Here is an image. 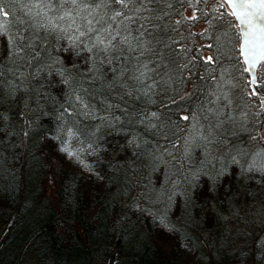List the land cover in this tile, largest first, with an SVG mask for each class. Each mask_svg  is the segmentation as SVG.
<instances>
[{
  "label": "trees",
  "instance_id": "1",
  "mask_svg": "<svg viewBox=\"0 0 264 264\" xmlns=\"http://www.w3.org/2000/svg\"><path fill=\"white\" fill-rule=\"evenodd\" d=\"M0 6V264H264V62L254 95L223 0L96 9L111 62Z\"/></svg>",
  "mask_w": 264,
  "mask_h": 264
},
{
  "label": "snow or ice",
  "instance_id": "2",
  "mask_svg": "<svg viewBox=\"0 0 264 264\" xmlns=\"http://www.w3.org/2000/svg\"><path fill=\"white\" fill-rule=\"evenodd\" d=\"M150 2L151 0H41V3L48 8L52 9L54 7L57 15L52 18L44 13L40 26L46 27L50 31L58 29L59 32L68 35L70 46L77 48L83 43V47L89 53H93V50H95L96 57L103 53L111 62V53L116 47L114 41L119 37L121 43L129 44V47H132L130 39L128 36L121 37L119 28L113 30L110 23L97 27L101 24L104 16L96 19L92 16V13L96 9L113 6L111 14L105 13V15H108V19L112 21L122 17L120 23L125 24V22L134 20L136 14ZM228 2L234 10L241 9L239 18L241 23L246 24L249 29L245 36L247 37L249 34L256 35L257 25L254 24V18L264 20V0H228ZM66 4L71 5V7L65 8ZM115 5H119V7H114ZM0 14L7 15L2 6H0ZM65 20L68 21L66 25L56 23V21ZM78 20L82 23H78ZM125 26L127 25L125 24ZM82 37H88L87 42H83ZM256 38L259 40L260 36L257 35ZM245 42L248 43L247 40ZM208 59L211 60V57ZM253 67H255L254 63ZM252 82L255 83V78ZM262 104H264V101H262ZM184 119L189 120L190 118L185 116ZM192 119H195V117ZM193 127L195 128V125ZM205 139L207 138L205 137ZM69 154L73 155L74 153L69 152ZM253 168L264 171V153H259L258 158H254L249 165V170Z\"/></svg>",
  "mask_w": 264,
  "mask_h": 264
},
{
  "label": "water",
  "instance_id": "3",
  "mask_svg": "<svg viewBox=\"0 0 264 264\" xmlns=\"http://www.w3.org/2000/svg\"><path fill=\"white\" fill-rule=\"evenodd\" d=\"M223 1L226 3L236 20L240 32L241 56L245 67L249 72L251 87L254 93H256L255 87L258 83L259 70L262 63L264 62V20L254 18V24L257 25L256 35L249 34L246 37L245 33L248 32L249 29L246 24L241 23L239 18L241 9L237 8L234 10L228 0ZM257 35L260 36L259 40L256 38ZM246 40L248 43L245 42ZM253 63L255 64V67H253ZM254 78L255 83L252 82Z\"/></svg>",
  "mask_w": 264,
  "mask_h": 264
},
{
  "label": "rangeland",
  "instance_id": "4",
  "mask_svg": "<svg viewBox=\"0 0 264 264\" xmlns=\"http://www.w3.org/2000/svg\"><path fill=\"white\" fill-rule=\"evenodd\" d=\"M188 14L190 15V13L188 12ZM202 26V25H201Z\"/></svg>",
  "mask_w": 264,
  "mask_h": 264
}]
</instances>
